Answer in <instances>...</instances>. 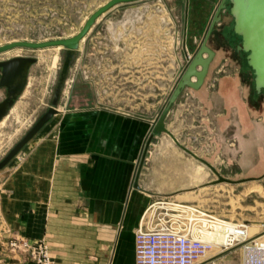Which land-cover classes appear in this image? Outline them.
Here are the masks:
<instances>
[{"label":"crops","instance_id":"obj_1","mask_svg":"<svg viewBox=\"0 0 264 264\" xmlns=\"http://www.w3.org/2000/svg\"><path fill=\"white\" fill-rule=\"evenodd\" d=\"M220 2L187 0L184 43L194 54L199 48L195 41L208 24L206 36ZM142 12V8L109 9L80 42L76 68L85 67L90 59L106 63L103 69L114 80L108 86L112 92H147L148 52L155 47L141 28L129 34L120 29L127 20L140 21ZM226 13L222 11L221 21L208 38L215 51L209 73L223 57L243 56L247 60V53L238 48L242 39L240 35L239 40L235 38L234 18L230 11ZM105 21L109 28L107 55L100 54L104 53L101 48L93 54L94 38ZM157 55L152 56L155 63ZM100 58L104 60L100 62ZM247 66L252 69L255 93L264 95V89L256 88L253 68L248 62ZM91 84V104L73 106L67 98L60 112L12 160L0 184V264H34L7 247L8 240L20 236L31 241L44 239L55 264H136L135 231L143 212L162 198L163 191L180 188V175L188 170L180 168L177 146L169 142L172 134L163 137L170 143L166 149L153 150L142 160L150 129L144 108L131 105L130 109L125 104V110L135 111L126 114L116 103L103 105L97 97L101 86L97 81ZM228 86V80H223L218 94L231 93ZM258 104L263 106L264 101ZM166 126L171 132L167 119ZM191 168L195 169V162ZM136 179L140 188L135 187Z\"/></svg>","mask_w":264,"mask_h":264},{"label":"rangeland","instance_id":"obj_2","mask_svg":"<svg viewBox=\"0 0 264 264\" xmlns=\"http://www.w3.org/2000/svg\"><path fill=\"white\" fill-rule=\"evenodd\" d=\"M107 1L0 0V45L14 40L41 41L71 36L77 33L87 18ZM115 7H131L138 11L143 9L140 21L130 23L127 20L125 27L120 29L129 34L130 31L141 28L145 38L153 44L152 47H155L149 48L148 52L147 92L131 95L112 92V88L108 86H112L114 80L108 78L107 71H104L103 65L106 67L107 64L102 62L103 58H100L102 63H94L90 59L85 67L79 69L76 68L75 59L58 106L59 110L65 105L67 98L68 103L73 106L91 104L92 81H97L101 86L97 92L101 104L113 106L116 103V107H122L118 110L126 114L135 112H130L131 105L142 106L144 108L142 112L147 115L150 122L148 141L151 138L148 148L145 147L142 160L145 154H150L153 150L166 149V146L174 142L181 156L178 161L180 168L189 171H186L185 175H180L178 190L163 191L162 197L197 204L206 213L225 219L227 223L245 224L249 236L262 235L264 238V105L258 104L264 101V95L255 93L253 89L250 75L252 69L247 66L246 57H223L207 76L201 91L189 90L180 94L166 118L172 130V139L169 143L163 138L167 135L170 138L168 131L154 133L153 128L188 64L187 54L189 53L192 58L195 55L189 45L186 46L184 43L188 16L187 0H138L122 3L113 8ZM228 10L229 7L223 10L227 12L226 15L229 14ZM212 11L211 8L208 17H211ZM207 26L208 24L202 35L196 39L195 45L198 44L200 47V43L202 44ZM108 29L105 21L104 28H101L99 35L96 33L97 36L94 38L96 45L93 54L101 48L104 53L100 54L107 55ZM92 30L93 28L85 40ZM126 38L129 39L130 36L127 35ZM235 38L239 40V35ZM155 52L158 54V63L152 58ZM17 55L34 56L37 61L31 67L23 94L16 100L5 121L0 123V161L50 107L64 59V48L16 47L1 52L0 60ZM94 65L100 69L97 71L93 68ZM223 80H228V87L231 90L226 96L218 94ZM4 95L6 88L0 86V96ZM125 104H129L130 109L125 110ZM187 149L208 160L227 178L253 179L212 184L211 182L218 179V175ZM15 157L0 169V184L4 181ZM192 162H195L193 171ZM260 176L263 177L258 179ZM224 228L212 230L216 239L213 241L217 245L210 255L240 261L246 255L243 244L233 242L232 245H227L231 249L218 253L219 243L229 242V230ZM24 239L30 240L22 236L8 240V249L14 248L24 260L37 264L31 260L23 245ZM16 240L19 241V247L12 245ZM51 258L54 260L52 256Z\"/></svg>","mask_w":264,"mask_h":264},{"label":"water","instance_id":"obj_3","mask_svg":"<svg viewBox=\"0 0 264 264\" xmlns=\"http://www.w3.org/2000/svg\"><path fill=\"white\" fill-rule=\"evenodd\" d=\"M133 1L138 0H108L105 4L96 9L87 18L82 28L72 36L58 37L41 41L14 40L0 45V53L16 47L43 49L57 46L64 48V59L52 95L50 107L35 122L26 135L0 161V169L3 168L13 157H15L25 144H27V142L54 117V115L60 112L58 106L82 39L87 36L97 23L98 19L109 9L116 5ZM227 7H229V11L234 18V31L236 34L240 35L242 39L241 45L238 46V48L247 53V62L254 70L256 88L258 91H262L264 89V0H221L202 44L196 51L190 63L187 65L175 89L173 90L167 105L164 107L162 113L157 119L153 128L154 133L168 131L166 118L172 105L177 101L178 97L187 86L193 89H199L205 83L209 74L211 62L215 57V51L208 45V38L217 23L221 21L222 11ZM36 61L37 58L30 55H17L8 59L0 60V86L6 88V96L2 101H0V122L9 114L16 100L23 94L28 84L31 66ZM150 141L151 138L146 145V149L148 148ZM188 152L199 158L218 175V179L211 182L212 184L219 182L236 183L237 181L243 182L253 179L244 178L241 180H232L227 178L223 176L208 160L197 156L191 150H188ZM262 177L263 176L257 178L260 179ZM135 187L140 188L138 179L135 181Z\"/></svg>","mask_w":264,"mask_h":264},{"label":"built area","instance_id":"obj_4","mask_svg":"<svg viewBox=\"0 0 264 264\" xmlns=\"http://www.w3.org/2000/svg\"><path fill=\"white\" fill-rule=\"evenodd\" d=\"M191 60L192 56L188 53V64ZM189 90L193 88L187 86L183 91ZM5 96H0V101ZM219 221L226 223L225 219L206 213L197 204L183 203L169 197L154 200L143 212L135 231L136 264H264V238L262 235L249 236L245 224L234 225V230L228 233L229 242L219 243L218 252H226L231 249L227 245L237 242L243 244L244 258L233 261L210 255L217 244L209 233L218 230L215 225ZM22 241L31 260L37 264H54L44 240ZM18 243L16 240L12 245L19 247Z\"/></svg>","mask_w":264,"mask_h":264},{"label":"bare ground","instance_id":"obj_5","mask_svg":"<svg viewBox=\"0 0 264 264\" xmlns=\"http://www.w3.org/2000/svg\"><path fill=\"white\" fill-rule=\"evenodd\" d=\"M5 119H6V117L5 118H3V120L0 122L1 124L5 121ZM217 218H219V217H217ZM215 227L217 228V229H221V228H223V227H225L224 229H226L227 228V230H229V231H231V230H234V225H232V224H230V223H220V221H219V223H216V225H215ZM210 234V238L213 240H216L215 239V234L213 233V232H210L209 233ZM223 238V237H222ZM225 239V238H224ZM217 240H219V239H217ZM221 240V239H220Z\"/></svg>","mask_w":264,"mask_h":264}]
</instances>
